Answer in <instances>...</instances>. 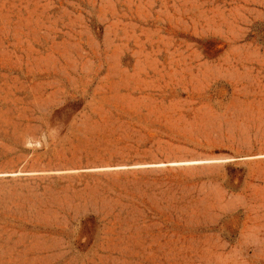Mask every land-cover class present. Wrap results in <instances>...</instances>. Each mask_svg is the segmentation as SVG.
<instances>
[{"label":"rangeland","instance_id":"374dc122","mask_svg":"<svg viewBox=\"0 0 264 264\" xmlns=\"http://www.w3.org/2000/svg\"><path fill=\"white\" fill-rule=\"evenodd\" d=\"M0 264H264V0H0Z\"/></svg>","mask_w":264,"mask_h":264}]
</instances>
